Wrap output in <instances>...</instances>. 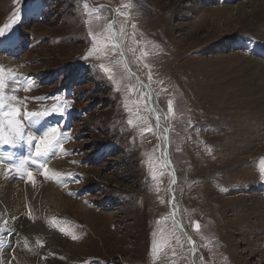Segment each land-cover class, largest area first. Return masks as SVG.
Listing matches in <instances>:
<instances>
[{
    "label": "rangeland",
    "instance_id": "obj_1",
    "mask_svg": "<svg viewBox=\"0 0 264 264\" xmlns=\"http://www.w3.org/2000/svg\"><path fill=\"white\" fill-rule=\"evenodd\" d=\"M248 1L0 0V68L19 89L4 103L49 112L48 139L68 137L48 177L30 166L37 186L0 164L31 196L63 198L42 217L18 209L20 226L3 211L0 264H264V11L225 19Z\"/></svg>",
    "mask_w": 264,
    "mask_h": 264
},
{
    "label": "snow or ice",
    "instance_id": "obj_2",
    "mask_svg": "<svg viewBox=\"0 0 264 264\" xmlns=\"http://www.w3.org/2000/svg\"><path fill=\"white\" fill-rule=\"evenodd\" d=\"M111 27V26H110ZM135 27V25H133ZM0 38H6L5 32L3 29H0ZM113 47H119V45H113ZM92 53L89 52V56H91ZM87 58V57H86ZM100 68L105 73H110L111 70L104 67L103 64L100 65ZM3 69L0 68V116H7L8 119L6 121L7 128L9 130V134L7 137H0V144L9 145L12 147H16L19 142L26 143L30 148H34V153L30 154L28 157L21 158L18 162H12L8 164V167L5 169L6 171H12L13 169L18 173H25L26 178L28 181H31L35 183V175L32 170H28L26 168V163L30 161L32 164L39 165V168L43 171V174L48 177V169L45 161H47L49 158L53 157L54 153L57 151V149L63 148V141L65 139H68V137H65L63 134L59 136H54L53 139H48L50 133H55L57 129L55 127L46 129L44 132H42L39 137L34 135L31 131H26V126L24 124V120L28 121V126H31L33 124H37L40 122V118L47 115L48 113H37V112H25L21 114L20 108L15 107L12 104H8L7 106L4 103L3 99V90L8 87L10 92L18 91L19 89L16 87L17 85V77L13 76L8 84H5V81L3 79ZM11 99H16L14 96L11 97ZM35 99V98H33ZM5 107H8L9 111L4 112L3 109ZM55 108V106H54ZM168 111H173L172 101H168ZM4 121L0 119V132L3 131L4 127ZM160 124V120L157 117V125ZM33 141H36L35 144H33ZM39 158L35 159L33 158ZM11 160V155L5 157L3 155H0V164H4L5 161ZM264 171V169H262ZM6 223V221H5ZM194 227L199 230L200 224L199 222H196ZM10 230V229H9ZM3 231V230H0ZM75 239V237H73ZM174 252V250H173Z\"/></svg>",
    "mask_w": 264,
    "mask_h": 264
},
{
    "label": "bare ground",
    "instance_id": "obj_3",
    "mask_svg": "<svg viewBox=\"0 0 264 264\" xmlns=\"http://www.w3.org/2000/svg\"><path fill=\"white\" fill-rule=\"evenodd\" d=\"M248 2L250 3L249 6L252 8L250 11H246L244 9V7H240L236 11V13H230V14L226 15L225 19L229 20V21H236L238 24H241V23H243V24L244 23H254V24L258 23L259 24L258 17H259V14L264 11V8H263L264 3H261L260 1L257 2V0H251ZM197 4L200 5L199 1H197V2L195 1V3L193 5L185 4L183 6H180L179 7L180 8L179 14L180 15L186 14L185 10L190 9V8H195L196 6H198ZM205 8H206V6H205ZM262 21H264V20H262ZM257 62H259V61L256 60V63L255 62L253 63V68H249L250 70L253 69L250 72L251 78H253V79H255V77L258 78L259 75L262 74V72L260 70H259L260 73H258L254 70V68L257 69L259 66H261ZM162 158H163L164 162H166V164H168L167 152L164 156H162ZM168 167H170V164H168ZM16 181H18V180H16ZM34 185L37 186L38 182H35ZM175 186H176V183H175ZM29 187H30V183H28V182H25V183L14 182V181L12 182L9 179L0 178V215L1 214L3 215V211L5 210L4 212L13 216V218L11 220L12 222L17 221V222H15L17 224V226H20V223H18L20 220V214H19L20 211L18 209H22L23 212H26L29 210L32 213L35 211V208L38 205L39 209L37 212L38 215H36V217H38V216L42 217V216H46V213L44 215L42 213V210L44 211L45 208H47L46 205L43 206V204H42L43 202H45V198L49 199V202L52 203L53 205L57 204L58 200H59L60 204H62L61 202L63 201V198L62 197L59 198V196L57 194H50L49 192H47L48 190H46L47 189L46 187L40 188L38 195L37 194L33 195V191H32L31 192L32 196H31ZM174 193H175V190H174ZM253 197H255V199L259 200L261 198L259 191H258V194H254ZM258 200H257V202H259ZM80 206H81V209H83L81 204H80ZM7 214L4 213L3 217ZM47 215H48V213H47ZM177 220H178L179 224L182 226V229L184 231V235L186 234L185 236H188L190 232H189L187 224H185V221L183 219L181 212H179V214L177 216ZM41 227H43V226H41ZM26 228H28V227H26ZM30 233H31V231H30ZM1 243L4 244L3 241Z\"/></svg>",
    "mask_w": 264,
    "mask_h": 264
},
{
    "label": "water",
    "instance_id": "obj_4",
    "mask_svg": "<svg viewBox=\"0 0 264 264\" xmlns=\"http://www.w3.org/2000/svg\"><path fill=\"white\" fill-rule=\"evenodd\" d=\"M170 174L172 175V178H173V182L171 184V193L175 196L174 187H175V183H177V178H176V174L174 171H172V172L170 171ZM196 222H198V221L194 220L193 224L195 225ZM178 225H180L179 222H178ZM180 228H182L181 225H180ZM194 229H196V228L194 227Z\"/></svg>",
    "mask_w": 264,
    "mask_h": 264
}]
</instances>
